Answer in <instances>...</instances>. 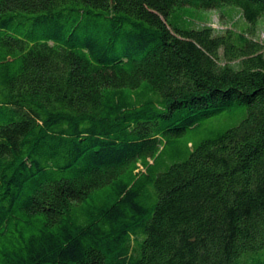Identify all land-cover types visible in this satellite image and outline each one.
Instances as JSON below:
<instances>
[{"label": "trees", "instance_id": "obj_1", "mask_svg": "<svg viewBox=\"0 0 264 264\" xmlns=\"http://www.w3.org/2000/svg\"><path fill=\"white\" fill-rule=\"evenodd\" d=\"M262 33L264 0H0V264H264Z\"/></svg>", "mask_w": 264, "mask_h": 264}, {"label": "rangeland", "instance_id": "obj_2", "mask_svg": "<svg viewBox=\"0 0 264 264\" xmlns=\"http://www.w3.org/2000/svg\"><path fill=\"white\" fill-rule=\"evenodd\" d=\"M213 17V21H212V25L214 28L216 29H223L226 27V25L223 23V21L220 19V17L216 14V13H212ZM262 38H264V33H262Z\"/></svg>", "mask_w": 264, "mask_h": 264}]
</instances>
